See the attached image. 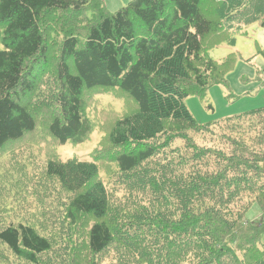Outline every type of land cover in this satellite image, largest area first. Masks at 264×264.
I'll return each instance as SVG.
<instances>
[{"label":"trees","instance_id":"16d2710c","mask_svg":"<svg viewBox=\"0 0 264 264\" xmlns=\"http://www.w3.org/2000/svg\"><path fill=\"white\" fill-rule=\"evenodd\" d=\"M254 24L264 0H0V264H264V109L200 126L184 102Z\"/></svg>","mask_w":264,"mask_h":264},{"label":"rangeland","instance_id":"374dc122","mask_svg":"<svg viewBox=\"0 0 264 264\" xmlns=\"http://www.w3.org/2000/svg\"><path fill=\"white\" fill-rule=\"evenodd\" d=\"M107 11L116 13L131 0H102ZM237 26V24H235ZM264 49V29L259 24L245 26L241 33H230L225 40H219L213 48H209V55L228 67L226 85H215L205 93L203 97L190 96L185 104L194 119L200 126L218 123L235 116L243 115L254 110L264 109V59L259 55V50ZM40 98L36 97V103H40L49 96V90H44ZM97 104L99 109L113 110L121 113L124 110V102L106 95L101 97ZM91 101V98H88ZM88 111L90 116H96L101 110ZM92 113V114H91ZM211 126V127H212ZM102 130H95L90 139L82 145L68 143L57 148V154L62 161L79 159L90 161L94 150L104 136ZM51 145V144H50ZM52 146V145H51ZM46 147L42 146V152ZM38 152V149H32ZM29 154L28 147L23 150ZM40 153L38 156L40 157ZM41 158H45L42 153ZM37 158L35 166L37 173L41 172L40 159ZM42 161V159H41ZM258 205L248 212L246 218L255 224L260 223L261 210Z\"/></svg>","mask_w":264,"mask_h":264}]
</instances>
